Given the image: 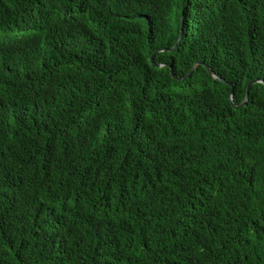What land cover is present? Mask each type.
<instances>
[{
  "label": "trees",
  "instance_id": "trees-1",
  "mask_svg": "<svg viewBox=\"0 0 264 264\" xmlns=\"http://www.w3.org/2000/svg\"><path fill=\"white\" fill-rule=\"evenodd\" d=\"M258 78L264 0H0V264H264Z\"/></svg>",
  "mask_w": 264,
  "mask_h": 264
},
{
  "label": "water",
  "instance_id": "water-1",
  "mask_svg": "<svg viewBox=\"0 0 264 264\" xmlns=\"http://www.w3.org/2000/svg\"><path fill=\"white\" fill-rule=\"evenodd\" d=\"M183 19H184V13L182 14V20H183ZM182 31H183V24H182V27H181L180 39H181V36H182ZM180 39H179V40H180ZM174 49H175V47L171 48V50H174ZM164 50H165V49H162V50H160V51H164ZM158 52H159V51H156V52L154 53V55L151 57V59H152V65H153V66L161 67V66H163L164 64L155 63V61H154L155 55H156ZM198 65H204V66L207 68V70L210 72V74H211L214 78H217V79H219L220 81H225L224 78H222L221 76H219V75H217V74L215 73V71L211 68V66H210L209 64H207V63H205V62H203V61H197V62H195V64L193 65L192 70H191L190 73L188 74V77H190V76L195 72V70H196V68L198 67ZM171 74H172L173 77H175V78H177V79H179V80H184V79H185V77H178V76H176L175 73H174L173 71H172ZM228 83H229V85L231 86L230 99H231V102H232L233 106H235L236 108H238V107H240V106L245 105L246 102H247L248 97H246V99H245L240 105H236V104H235V102H234V87H235V84H234V83H231V82H228ZM255 83H263V84H264V80L261 79V78H258V79H254V80L250 81L249 84H248V86H247V96L249 95V92H250V89H251L252 85L255 84Z\"/></svg>",
  "mask_w": 264,
  "mask_h": 264
}]
</instances>
